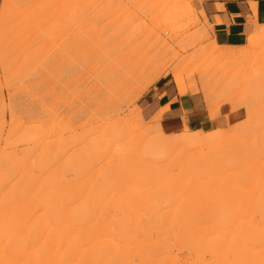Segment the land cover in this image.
<instances>
[{
  "label": "rangeland",
  "instance_id": "rangeland-1",
  "mask_svg": "<svg viewBox=\"0 0 264 264\" xmlns=\"http://www.w3.org/2000/svg\"><path fill=\"white\" fill-rule=\"evenodd\" d=\"M200 14L0 0V264H264V27ZM169 88L213 124L166 126Z\"/></svg>",
  "mask_w": 264,
  "mask_h": 264
},
{
  "label": "crops",
  "instance_id": "crops-1",
  "mask_svg": "<svg viewBox=\"0 0 264 264\" xmlns=\"http://www.w3.org/2000/svg\"><path fill=\"white\" fill-rule=\"evenodd\" d=\"M195 1L201 10V20L208 26L212 42L218 46H242L257 27H264V0ZM177 91L170 88L159 91L152 102L155 111L160 110L159 118L166 126L176 128L182 125V131L187 125L185 120L194 125L213 124L215 119L209 117L197 93ZM191 91L197 90L192 87Z\"/></svg>",
  "mask_w": 264,
  "mask_h": 264
},
{
  "label": "bare ground",
  "instance_id": "bare-ground-1",
  "mask_svg": "<svg viewBox=\"0 0 264 264\" xmlns=\"http://www.w3.org/2000/svg\"><path fill=\"white\" fill-rule=\"evenodd\" d=\"M187 144V143H186Z\"/></svg>",
  "mask_w": 264,
  "mask_h": 264
}]
</instances>
